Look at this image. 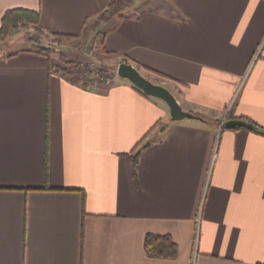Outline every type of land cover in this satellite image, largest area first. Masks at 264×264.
Masks as SVG:
<instances>
[{
	"label": "crops",
	"instance_id": "obj_1",
	"mask_svg": "<svg viewBox=\"0 0 264 264\" xmlns=\"http://www.w3.org/2000/svg\"><path fill=\"white\" fill-rule=\"evenodd\" d=\"M108 1L0 0V26L24 7L81 35ZM103 25L105 55L204 120L1 42L0 264H264V132L223 126L264 128V0H135ZM149 233L177 256L149 255Z\"/></svg>",
	"mask_w": 264,
	"mask_h": 264
},
{
	"label": "rangeland",
	"instance_id": "obj_2",
	"mask_svg": "<svg viewBox=\"0 0 264 264\" xmlns=\"http://www.w3.org/2000/svg\"><path fill=\"white\" fill-rule=\"evenodd\" d=\"M95 20L96 18L90 20L88 29L81 35H78V37L72 39L55 38L53 35L50 37L44 36V34H40L39 31L35 29L33 24L23 23L13 28L11 30L12 33L10 32L7 36L0 39V43L2 42L1 44H3L1 47L10 49L28 46L29 44H31V46L32 44H39L51 50V58H53L55 62L65 63L68 62V60H76L81 64H89L93 70L94 79L110 81L113 75H118L117 68L119 62L105 55L101 41L104 31L103 24L106 22L96 24L94 23ZM101 66L107 68L105 74H103L104 76H102L99 70ZM146 77L153 82L156 81L154 80L155 78Z\"/></svg>",
	"mask_w": 264,
	"mask_h": 264
},
{
	"label": "trees",
	"instance_id": "obj_3",
	"mask_svg": "<svg viewBox=\"0 0 264 264\" xmlns=\"http://www.w3.org/2000/svg\"><path fill=\"white\" fill-rule=\"evenodd\" d=\"M134 2L135 0H109L106 7L102 11H100L99 14L97 15L94 23L100 24L111 21L117 14L133 6ZM39 21H40V13L38 10L24 8V7L10 8L6 10V12L2 17V24L0 26V39L7 36L13 28L23 23L33 24L35 29L39 31L40 34H44V36L50 37L51 35H53L55 38H67V39L78 37V35H73V34H57V33L52 34L45 32V30H43L39 25ZM89 21L90 18H88L85 21L83 32H85L88 29L87 25ZM30 50L51 57V50L48 47L40 46L39 44L38 45L32 44ZM67 63H69L71 66L69 72L72 75L85 72L89 77V79H94L93 77L94 73L91 67L89 66V64L87 65L81 64L76 60H68ZM106 69L107 68L105 66H101L99 68L102 76H104L103 74H105ZM244 119L254 123L257 127L264 129L261 125L254 122L250 118L245 117ZM154 138L152 137V140ZM142 148H143L142 146L139 147L140 150ZM139 149L137 148L133 153L135 178L137 177V169L139 163V159H138ZM48 167L49 165L47 162L46 175H48ZM145 248L149 255L157 256V257L174 258L177 256L178 253L176 242L171 238L170 235L167 234L166 235L153 234V233L147 234Z\"/></svg>",
	"mask_w": 264,
	"mask_h": 264
},
{
	"label": "water",
	"instance_id": "obj_4",
	"mask_svg": "<svg viewBox=\"0 0 264 264\" xmlns=\"http://www.w3.org/2000/svg\"><path fill=\"white\" fill-rule=\"evenodd\" d=\"M117 73L121 77L128 78L135 86L143 90L146 94L165 100L170 107L172 120H182L185 118H197L204 120L201 115L195 114L189 110H185L176 95L169 88L150 80L148 77L142 74L134 64L127 61L119 62ZM223 126L226 128L247 127L253 130L264 132V129L257 127L254 123L249 122L244 118L226 119L223 122ZM164 128L165 125L161 127V130ZM150 143L151 140H147L143 144V147L148 146ZM140 151L141 150H138V152Z\"/></svg>",
	"mask_w": 264,
	"mask_h": 264
}]
</instances>
